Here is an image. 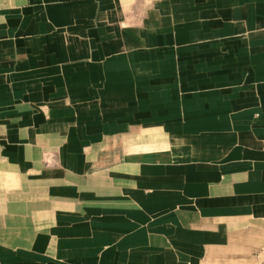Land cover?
I'll list each match as a JSON object with an SVG mask.
<instances>
[{"label":"crops","instance_id":"1","mask_svg":"<svg viewBox=\"0 0 264 264\" xmlns=\"http://www.w3.org/2000/svg\"><path fill=\"white\" fill-rule=\"evenodd\" d=\"M0 264H264V0H0Z\"/></svg>","mask_w":264,"mask_h":264}]
</instances>
